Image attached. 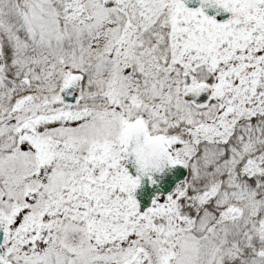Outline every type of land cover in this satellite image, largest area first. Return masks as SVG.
Returning <instances> with one entry per match:
<instances>
[{"label": "snow or ice", "instance_id": "1", "mask_svg": "<svg viewBox=\"0 0 264 264\" xmlns=\"http://www.w3.org/2000/svg\"><path fill=\"white\" fill-rule=\"evenodd\" d=\"M0 0V264H264V0Z\"/></svg>", "mask_w": 264, "mask_h": 264}, {"label": "water", "instance_id": "2", "mask_svg": "<svg viewBox=\"0 0 264 264\" xmlns=\"http://www.w3.org/2000/svg\"><path fill=\"white\" fill-rule=\"evenodd\" d=\"M199 4V0H191L190 6L191 7H197Z\"/></svg>", "mask_w": 264, "mask_h": 264}]
</instances>
